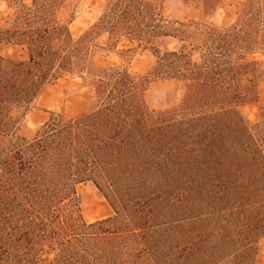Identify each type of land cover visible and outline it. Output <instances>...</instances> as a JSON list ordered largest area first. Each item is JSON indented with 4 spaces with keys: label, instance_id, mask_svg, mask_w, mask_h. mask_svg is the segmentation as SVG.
I'll use <instances>...</instances> for the list:
<instances>
[{
    "label": "trees",
    "instance_id": "obj_1",
    "mask_svg": "<svg viewBox=\"0 0 264 264\" xmlns=\"http://www.w3.org/2000/svg\"><path fill=\"white\" fill-rule=\"evenodd\" d=\"M2 1L12 12L0 26V264H259L264 65L250 58L264 56V0H243L225 25L223 0H201L202 25L167 17L157 0ZM85 1L104 8L75 38ZM9 45L28 58H7ZM140 51L155 62L136 78L128 66ZM112 55L120 66L97 65ZM75 73L93 81L90 108L22 136L25 113ZM152 82L175 84L173 103L152 109ZM86 185L114 216L85 221Z\"/></svg>",
    "mask_w": 264,
    "mask_h": 264
},
{
    "label": "rangeland",
    "instance_id": "obj_2",
    "mask_svg": "<svg viewBox=\"0 0 264 264\" xmlns=\"http://www.w3.org/2000/svg\"><path fill=\"white\" fill-rule=\"evenodd\" d=\"M153 1V0H151ZM164 7L165 15L174 20L183 22L194 21L196 25L204 24L203 10L200 7L201 0H157ZM192 2V3H190ZM194 2V3H193ZM104 2L85 1L77 8V20L72 26V34L75 38L81 37L99 19ZM214 10V11H213ZM209 14H213L212 19H219V9H213ZM231 10V9H230ZM12 12V6L0 0V25L7 20ZM227 24L224 22V25ZM97 43L101 46L107 44V36H102ZM162 48L168 47L171 50H180L183 44L173 39H162L157 42ZM5 55L8 58L23 60L27 58L26 51L21 47L7 46ZM264 65V56L256 55L250 58ZM155 62L154 57L149 52L140 51L128 66L130 73L139 78L149 72ZM98 66H120L118 57L112 55L97 61ZM178 87L175 84L152 82L147 87V101L152 109H159L165 104L172 102L176 97ZM260 105L264 106V84H260ZM95 91L93 81L81 74H67L54 85L47 88L43 96L36 103L35 107L25 113L19 127L22 136L33 138L38 130L50 119L52 114H63L66 117L74 118L84 114L95 101ZM173 103V102H172ZM21 112L17 116H21ZM245 114L252 123L259 121V110L257 106L245 108ZM81 210L82 216L88 224L102 221L114 216V211L105 199L98 196L91 185L81 186L78 190L76 200ZM259 264H264V240L259 245ZM47 262L53 260V256L48 254L45 257Z\"/></svg>",
    "mask_w": 264,
    "mask_h": 264
},
{
    "label": "crops",
    "instance_id": "obj_3",
    "mask_svg": "<svg viewBox=\"0 0 264 264\" xmlns=\"http://www.w3.org/2000/svg\"><path fill=\"white\" fill-rule=\"evenodd\" d=\"M242 2L243 0H223V4H222V13H223V17H222V21L223 23H229L231 20V16L236 12L237 9H239L242 6ZM231 9V10H230ZM6 21V20H5ZM4 21V22H5ZM3 22V23H4ZM3 25V24H2ZM0 25V26H2ZM10 46V45H9ZM7 47V46H6ZM14 47H19V46H14ZM23 48V47H21ZM24 49V48H23ZM25 50V49H24ZM26 51V50H25ZM27 54V52H26ZM7 57V56H6ZM8 58V57H7ZM28 58V55H27ZM26 58V59H27ZM11 59V58H9ZM26 59L23 60H17V61H24ZM12 60H16V59H12Z\"/></svg>",
    "mask_w": 264,
    "mask_h": 264
}]
</instances>
